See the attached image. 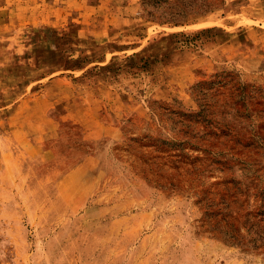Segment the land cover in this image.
Segmentation results:
<instances>
[{
    "label": "rangeland",
    "instance_id": "1",
    "mask_svg": "<svg viewBox=\"0 0 264 264\" xmlns=\"http://www.w3.org/2000/svg\"><path fill=\"white\" fill-rule=\"evenodd\" d=\"M149 9L0 0V264H264V0Z\"/></svg>",
    "mask_w": 264,
    "mask_h": 264
},
{
    "label": "trees",
    "instance_id": "2",
    "mask_svg": "<svg viewBox=\"0 0 264 264\" xmlns=\"http://www.w3.org/2000/svg\"><path fill=\"white\" fill-rule=\"evenodd\" d=\"M216 0H144L145 5H152V9L146 10L149 17H155V11L158 17L175 21L178 16L187 14L190 9L196 8L199 11L206 12L215 4ZM167 7V12L161 11V6ZM148 9V8H147Z\"/></svg>",
    "mask_w": 264,
    "mask_h": 264
}]
</instances>
